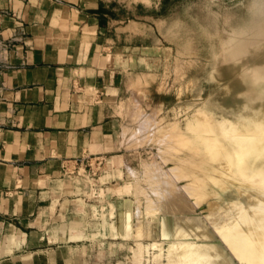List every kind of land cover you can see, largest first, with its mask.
Masks as SVG:
<instances>
[{
    "label": "crops",
    "instance_id": "1",
    "mask_svg": "<svg viewBox=\"0 0 264 264\" xmlns=\"http://www.w3.org/2000/svg\"><path fill=\"white\" fill-rule=\"evenodd\" d=\"M122 1L0 0V264L112 262L81 181L132 156L120 102L141 27Z\"/></svg>",
    "mask_w": 264,
    "mask_h": 264
},
{
    "label": "rangeland",
    "instance_id": "2",
    "mask_svg": "<svg viewBox=\"0 0 264 264\" xmlns=\"http://www.w3.org/2000/svg\"><path fill=\"white\" fill-rule=\"evenodd\" d=\"M119 14L125 17L127 24L135 21L141 27L128 31L132 37L127 38V44L133 46V35H136V44L140 48L135 53L128 49L127 55L135 54L142 59L128 61L126 92L120 102L126 122V148L132 156L123 173L108 181L98 180L104 165L90 162L87 172L90 169L96 173L92 176L90 172L89 177L81 182L85 186L89 204L93 205L92 215L94 213L93 216L100 218V221L107 219L116 222L124 199L132 201L133 227L115 238L107 235L106 243L112 255L111 264H133L135 256L147 262L154 253L164 251L160 248L165 249L171 240L165 241L168 239L163 236L160 218L170 216L173 220L171 226L175 225L171 230L175 232L176 223L183 221L178 215L179 208L181 206V213L185 208L179 203L176 210L157 209L158 206L153 203L162 191L159 188V191L156 190L157 185L152 186L149 179L145 182V176H142L148 167V170H152L153 163L157 161L161 168L159 173H172L173 162L170 158L184 155L186 145L182 141L176 145L175 138L160 139V144L156 136L150 137L148 142L146 139L149 138L144 137L146 132L141 133L135 128L142 119L140 113L142 110L145 111H142L143 114L151 113L154 107L156 114L153 117L159 120V124L177 123L183 132L185 118H190L194 111H200L214 120L221 114L243 116L244 108L251 112V116L254 113L264 116V0H123ZM132 130L139 132V135L132 133ZM216 138L221 139V135ZM198 146L202 144L198 143ZM179 179L176 178L175 186L184 193L185 180ZM129 180L132 181L131 189L125 188ZM121 189L127 193L119 195ZM151 189L156 191V195L152 196L154 193ZM246 191L250 194V190ZM254 192L256 197L259 194V197H264L262 192L258 195L257 191ZM185 196L188 199L186 206L190 209L193 205L192 213L197 214L201 221L203 218L205 229L210 227L209 230H212L209 219L204 218L207 217V203L200 201L198 204L196 201L195 204L194 197L190 196V199ZM245 196L242 199L248 200L251 194L248 198V195ZM211 200H216L215 205L218 201L221 204L220 199L214 197ZM111 208H114L112 214ZM186 209L187 213L183 214L188 215L191 209ZM177 216L179 219L175 218ZM173 232L172 240H177L179 235ZM133 253L139 255L134 256Z\"/></svg>",
    "mask_w": 264,
    "mask_h": 264
},
{
    "label": "bare ground",
    "instance_id": "3",
    "mask_svg": "<svg viewBox=\"0 0 264 264\" xmlns=\"http://www.w3.org/2000/svg\"><path fill=\"white\" fill-rule=\"evenodd\" d=\"M244 109L243 116L230 115L228 117L221 114L217 120L200 111H194L190 118H185L184 132L177 123L159 124V120L157 121L153 117L156 114L154 107L150 110L151 113L143 114L145 111H141L142 119L138 128H135L141 133L146 132L143 136L145 139L149 138L146 139L147 141L150 140V137L156 136L159 141L163 138H175L176 145H180L181 141L186 145L184 155L170 158L173 162L172 173L169 172L168 175L159 173L158 170L161 168L157 164L158 161L152 165L154 170H148V167L147 171L145 170L143 173L142 177L145 176L143 178L145 182L150 180L152 186L153 184L157 185L156 190L159 188L162 191L161 195L157 197V201H154L156 197L153 198L155 202L153 205L161 206L160 208L156 207L160 211L161 208L171 211L170 208L176 210L177 205L180 206L179 203H181L182 206L185 205L183 212H186V208L189 209V207L186 206L188 199L185 195L189 198L192 196L193 200L196 199L195 204H197L196 201L198 204L200 201L207 203L209 207H205V209L208 207V210L207 217L204 218H208L212 225V230H209L210 227L205 229L203 218L201 221L197 214L192 213L193 205L191 210L189 209L191 212L188 215L181 213V206L177 207L180 211L178 213L180 221L183 220L181 223L178 222L179 220L177 222L184 224L180 226L176 223L177 231L175 232L179 235L178 239L172 240L174 236L171 227L175 225L171 226V221H173L171 217L162 216L159 221L162 226L160 228L164 231L165 239H168L165 241H171L168 242L165 249L159 247L164 251L161 250L162 252L157 253V256L154 253L147 262L141 258L143 264H264V197H259V195L261 196L260 192L264 196V116L255 113L251 116V112ZM138 111L140 112V109ZM134 132L135 130H132V133ZM139 132H135V134L139 135ZM219 135H221V139L216 138ZM198 143H201L202 146H198ZM171 149L173 148L171 147ZM151 162L152 160L149 163ZM176 178L185 180L184 189L187 194L184 195L185 191L183 193L177 189ZM131 185L132 181L129 180L126 182L125 188L131 189ZM252 189L253 191H251ZM123 190H119L118 194L125 195L127 192ZM246 190L251 191H249L251 197ZM254 190L258 192V197L253 194ZM155 193L150 194L154 196ZM245 195H248L247 198H254V200L249 198L243 200L242 197L246 198ZM214 197L217 200L220 199L221 204H218V201L215 205L216 200H211ZM205 202L203 204H206ZM132 206L131 200L124 199L118 209L116 222H109L107 219L100 221V227L103 228L106 235L108 233L111 234V238H115L133 227ZM113 209L111 208V214ZM166 211L164 212L166 213ZM154 214L158 215L156 212ZM141 259L135 256V264H141Z\"/></svg>",
    "mask_w": 264,
    "mask_h": 264
},
{
    "label": "built area",
    "instance_id": "4",
    "mask_svg": "<svg viewBox=\"0 0 264 264\" xmlns=\"http://www.w3.org/2000/svg\"><path fill=\"white\" fill-rule=\"evenodd\" d=\"M53 1H58V0H53ZM87 165H88V166H91V163L88 162ZM70 169H71V168H70L69 166L64 168V170H65L66 172L69 171Z\"/></svg>",
    "mask_w": 264,
    "mask_h": 264
}]
</instances>
